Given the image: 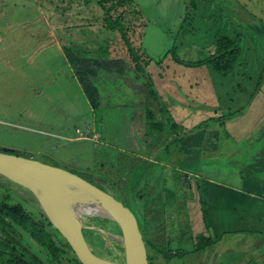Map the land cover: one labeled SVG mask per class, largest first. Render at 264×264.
I'll return each instance as SVG.
<instances>
[{
	"label": "rangeland",
	"instance_id": "374dc122",
	"mask_svg": "<svg viewBox=\"0 0 264 264\" xmlns=\"http://www.w3.org/2000/svg\"><path fill=\"white\" fill-rule=\"evenodd\" d=\"M135 1L144 17L132 19L134 22L131 26L136 33L133 34V29L128 31L130 47L140 49L145 53V57L152 59L148 71L161 73L163 70V76L169 78L170 82L160 84L159 81L157 84V79L162 77H153L156 79V89L165 102L163 105L171 108L181 107L177 75H167V71L170 70L168 73H171V64L176 70L181 69V65L174 64L169 50L175 45L177 55L181 59H197L193 58L197 54L195 50L192 52L182 49L184 53L181 51V18L174 15L176 12H184L181 4L176 0H153L159 9L157 11L155 5L150 3L151 0ZM19 3H10V9L16 11L11 13L14 18L8 16V12L4 14L0 11V147L14 148L20 151L18 154L23 152L79 175L93 173L97 180L99 177L104 178L108 182L104 188L134 211L144 236H147L152 227L154 237L162 234L163 239L167 241L168 245L164 249L176 252L181 248L177 243L179 230L183 233L184 227V220L179 218L184 206L183 201L192 196L184 182L190 183L192 178L184 180L181 172V181L177 180V170L171 165L172 160H167L171 155H175L176 151L173 149L164 152L167 138L165 135L169 134L167 129L157 141L158 137L154 131L135 128L136 122L142 124L145 121L148 109H151L156 117L161 115V111L158 103L148 96L144 87L146 79L142 73L139 80L135 79L138 73L135 72L131 57L126 52L127 48L118 40V33L105 34L106 38L111 35L115 41L116 45L111 43L118 49L116 52L119 56L115 59V54L104 52V47L108 48L110 45V38L106 42L107 46L101 41L95 43L97 34L94 30L101 29L105 33V30L100 28V21L90 28L82 26L72 29L74 23L81 21L71 18L65 25L67 34L72 37L75 32L77 35L82 32L83 45L80 48L73 44L68 47L59 45V49L56 46L57 40H51L59 36L53 34L52 29L55 27L51 24L63 23L41 18H34L31 23L28 20L34 15L37 16L38 11L25 9L24 14L29 17H20ZM1 4L0 2V8ZM39 5L49 7L46 2L38 3L37 6ZM3 8L5 9V6ZM5 10H8V7ZM101 12L102 9L98 6V9L91 10L90 14L100 15ZM60 15L61 12H58L56 16ZM130 17H126L123 23L128 25ZM142 22L145 23L144 27L135 29ZM127 27L129 28V25ZM185 46L183 43L182 47ZM77 52L80 53L78 57L72 55ZM155 61L159 64H155ZM169 64L170 68H167ZM259 70L257 69L258 76ZM174 85L179 90H173ZM183 109L207 108L191 106ZM177 123L181 126L179 120ZM210 131L211 127L207 128V132ZM222 133L226 132L220 134ZM210 137L212 136L208 139ZM154 145L160 149L159 154L162 151V156L160 154L155 162L151 157L153 152L146 150V146L151 148ZM163 159L164 161H161ZM5 185L8 187V193L0 190V202L7 195L5 204L11 206L20 203L36 221L45 220L41 209L26 190L9 180ZM155 195L161 197L157 202L159 205L152 201ZM157 212L160 215L158 220L151 221V217ZM83 223L96 224L109 232L119 233L117 224L112 220L90 216L83 220ZM223 226H214L218 229V244H223L221 240L232 238L234 241L238 238L223 234L224 230H228L227 227L223 229ZM86 228L83 231L88 243L95 251L100 252L99 255L120 264L124 263L123 247L118 240L97 229ZM48 231L51 233L54 229L49 228ZM20 233L22 236L18 239L19 242L45 264H65L68 259H75L72 250L67 248L54 261L50 260L48 251L25 231L20 230ZM57 237L59 238L54 240L55 245L64 244V239ZM255 238L261 240L260 252L245 250L246 253L242 256L237 249L224 251L222 248L217 250L213 247L201 256L202 259L198 255L174 257L170 264H185L186 260H190V263L186 264H264V235L259 234ZM240 245L243 246V243ZM244 245L249 247L250 243ZM234 247L238 248L237 245ZM237 256L246 258L247 262L242 263L243 259ZM162 260L161 257L160 261Z\"/></svg>",
	"mask_w": 264,
	"mask_h": 264
},
{
	"label": "crops",
	"instance_id": "0c3cea01",
	"mask_svg": "<svg viewBox=\"0 0 264 264\" xmlns=\"http://www.w3.org/2000/svg\"><path fill=\"white\" fill-rule=\"evenodd\" d=\"M98 1L0 0L1 3H6L5 9L8 7V10L4 11L8 12L11 18H14L11 13L16 12L10 9L12 8L10 3L13 2H20L18 12L21 13L18 15L20 17H29L24 14L25 9L38 11L37 16L34 15L28 20L31 23L34 18L48 17H52L54 22H62L64 20L62 14L56 16L61 11L66 12L67 20L79 14L86 17L93 14H90L91 10L98 9ZM41 2L42 4L46 2L49 7L37 6ZM176 2L181 4L184 11L174 14L181 18L182 52L195 50L197 54L193 58L204 59L213 51L214 42L219 36L238 39L240 49L233 72L227 76H221L205 66L189 67L190 69L181 66L178 70L172 68L171 73H168L170 70L167 71V75L176 73L180 90L176 89L175 85L173 90L181 92L179 95L181 107L174 106L171 114L177 121L185 122L191 130V134L184 139L183 145L181 144V152L176 151L175 155L167 159L172 160L171 165L175 166L174 168H181L184 178H192L190 183L184 182L192 196L183 201L184 206L181 209V217L179 216L184 220L181 247L186 248L197 242L199 235L211 241L203 251L182 258L198 255L202 259L201 256L213 247L217 250L222 248L224 251L237 249L242 256L246 253L245 250L252 253L260 252L261 240L255 237L259 234L264 235V78L260 87L256 88L257 69L264 68V0H176ZM150 3L155 5L157 11L159 10L153 0ZM130 16L131 23L134 22L132 19L137 20L138 16L144 17L135 0L131 6ZM59 25L54 23V26ZM144 25L142 22L135 29ZM132 29L133 34L136 33L134 27ZM57 30L52 29L53 34H57ZM51 40H57L56 46L59 49V45L65 46L58 41V37ZM183 43L186 44L185 47H182ZM159 81L160 84L170 82L168 77H163ZM191 106L207 109H183ZM224 116L226 119L220 123L217 118ZM158 118H161V115ZM144 120L142 124L136 122L135 128L140 129L145 125L147 120ZM198 125L200 126L197 127ZM209 127L211 131L207 132ZM221 132L226 133L220 134ZM209 136L212 137L208 139ZM147 147L149 146H146L147 151L153 152L151 155L153 162L159 159L160 154L162 156V151L159 154L160 149H157L156 145L149 147L150 149ZM217 225L218 227L224 225L223 229L228 228L223 234L238 238L234 241L232 238L227 241L221 240L223 244H218V229L214 228ZM247 242L250 243L249 247L244 245ZM242 243L243 246L240 245ZM235 245L238 248L234 247ZM240 259L245 263L246 258ZM185 262L190 263V260Z\"/></svg>",
	"mask_w": 264,
	"mask_h": 264
},
{
	"label": "trees",
	"instance_id": "16d2710c",
	"mask_svg": "<svg viewBox=\"0 0 264 264\" xmlns=\"http://www.w3.org/2000/svg\"><path fill=\"white\" fill-rule=\"evenodd\" d=\"M133 0H99L98 5L102 9V12L100 15H86L81 16V14L77 15L78 20L81 22L74 23L72 26V29H78L79 27L84 26L87 28L93 27L94 24H96L98 21L102 24L100 28H103L105 33L101 31V29L94 30V33H96V40L95 43L98 44L99 41L106 45L107 40H110V45L107 47H104V52H110L111 54H115L113 58L116 59V57L119 56V54L116 52L118 51L117 48L112 46L111 43L113 41L112 36L105 37V34L107 32H112L116 34V32L119 35V41H122L124 46L127 48L126 52L131 57L132 64L135 67V72L138 73L137 76L135 75V79H140V73H142L143 78H145V90L147 91L148 96L152 98L154 101H156L159 105V109L161 111V117L158 118L155 116V113L151 109H148V111L145 114V119L147 120L144 124V126L141 127L143 131H154L157 135V141L160 140L161 136L164 131L167 129L169 134L165 135L167 137L165 139V148L164 152H168L169 150L175 149V151H181L184 139H186L190 134L191 130L188 128V126L185 124V122H181V126L177 123L178 121L173 117L171 114V109H175L174 106L171 108L168 105H163L162 101V95L158 93V90L156 89L159 79H157V84H155V78H163V73L165 71L162 70L161 73H152L148 71V67L150 63L152 62V59H149L145 57V53L142 52L140 49L131 48V44L128 40V31L132 29L131 26L132 23L130 19L128 20L129 28L126 23H123V21L126 19L127 16H130L131 14V6H132ZM6 3H2L0 8V11H2L4 14L6 12L3 8ZM62 17H65V19L62 21L63 24H60L59 26H54V23L51 24L55 27L57 30L58 41L64 44L66 47L70 46L71 44L77 46L78 48L82 47L83 45V39L81 38L82 32H80V35L75 34L70 35L67 34V31L65 29V25L71 20L69 18L67 20L66 18V12L61 11ZM139 11H137L136 15H138ZM135 14V13H134ZM47 19H53L52 17H48ZM54 20V19H53ZM67 20V21H65ZM65 29V30H64ZM88 34H92L88 32ZM87 35V34H86ZM114 35V34H113ZM95 36V35H94ZM95 38V37H94ZM101 39V40H100ZM117 40L116 43L119 41ZM87 41V40H86ZM116 45V44H115ZM64 46V47H65ZM109 46L111 47V50H109ZM103 48V47H102ZM85 49V47H83ZM103 50V49H102ZM240 49L238 45V39L232 40L225 36H219L216 38L214 42V49L213 51L208 54L204 59L200 60H191L186 61L184 59H181L176 52L175 45H173L170 50L169 54L171 57V60L174 62V64H179L182 67H190V68H197L201 66H205L208 69H211L218 73L221 76H227L233 72V69L235 67V61L237 57L239 56ZM79 52H77L75 55L72 54L75 57L79 56ZM155 64H159L157 61H155ZM173 67V64H171V69ZM167 68H170V64L167 65ZM260 75L258 76V82H257V88L258 89L263 81L264 77V68L262 70H259ZM135 74V73H134ZM175 74V73H174ZM161 78V79H162ZM160 79V80H161ZM165 79V78H164ZM165 103V102H164ZM242 109V108H241ZM226 119V116L224 117H218L217 120L220 123H223ZM198 125L197 127H199ZM79 175V173H77ZM79 176L83 177L84 179L91 181L90 177L80 174ZM95 185L96 182H93ZM42 215L44 217V221L38 220L36 221L25 209L20 203H15L14 205H7L5 203L0 204V224H7L8 228L10 229V233L8 236V239L10 241V247L9 252H0V264H45L42 261L38 259L37 256L34 255L30 250H28L27 247L23 246L18 239L22 236L20 233V230L25 231L29 237H31L33 240L37 242L44 250L48 251V256L50 260H55V258L64 252V249L70 248L66 240L58 233V231L52 226L46 215L42 212ZM53 228V232H49L48 229ZM20 229V230H19ZM119 232V231H118ZM85 233V232H84ZM86 235V234H85ZM57 236H60L64 239V244H59V246L55 245L54 240L56 238H59ZM145 239V238H144ZM146 241V240H145ZM197 242L191 243L188 248L181 247L176 250V252L173 254L171 251H160L156 250V252H159L158 258L161 256L164 259H167L169 256L176 255L178 257H183L185 255H189L191 253H197L199 251H203L210 243L211 241L207 239L203 235H199L197 237ZM193 242V241H192ZM147 244V241L145 242ZM94 250V249H93ZM95 253L99 255L100 252H97L94 250ZM163 252V253H162ZM74 254V252L72 251ZM74 261L71 263V260L68 259L67 263L65 264H81L80 261L77 259L76 255L74 254ZM148 260H151L150 254L148 256ZM161 264V262H159ZM61 264V263H58Z\"/></svg>",
	"mask_w": 264,
	"mask_h": 264
},
{
	"label": "water",
	"instance_id": "95a60500",
	"mask_svg": "<svg viewBox=\"0 0 264 264\" xmlns=\"http://www.w3.org/2000/svg\"><path fill=\"white\" fill-rule=\"evenodd\" d=\"M18 153L20 151L14 148L0 147V175L33 197V202L66 240L81 264L120 263L94 252L83 231L87 226L77 214L80 206L98 207L103 217L117 224L118 234L100 227L96 229L111 237L119 236L124 253L123 264H148L137 218L121 200L66 168Z\"/></svg>",
	"mask_w": 264,
	"mask_h": 264
},
{
	"label": "flooded vegetation",
	"instance_id": "af4514ba",
	"mask_svg": "<svg viewBox=\"0 0 264 264\" xmlns=\"http://www.w3.org/2000/svg\"><path fill=\"white\" fill-rule=\"evenodd\" d=\"M24 156H28V155H26V154H23ZM34 158V157H33ZM34 159H36V158H34ZM38 160V159H37ZM39 161H41V160H39ZM45 163H47V162H45ZM49 164V163H48ZM51 165H53V164H51ZM180 166V165H179ZM63 168V167H62ZM67 169V168H66ZM67 170H69V169H67ZM175 170H177V180L178 181H181V169H176L175 168ZM70 171V170H69ZM70 172H72V171H70ZM73 173V172H72ZM76 174V173H75ZM83 175H86V176H88V177H90V180H92V182L91 181H89V182H91V183H93V182H96V186H98V187H100L101 189H103V190H105V191H107L108 192V190H106L105 188H104V186H107V184L106 183H108L104 178H101V177H99V180H97L95 177H94V174L93 173H89V174H87V173H83ZM1 180H2V183H0V190H2V191H6L7 193H8V187H7V185H5V183L7 182V180H5L6 178L5 177H3L2 176V178H0ZM4 180V181H3ZM134 180H136V179H134ZM184 180H189V178L188 177H185L184 178ZM8 184V183H7ZM94 184V183H93ZM4 185H5V187H4ZM95 185V184H94ZM152 191L154 192V189H152ZM110 193V192H109ZM112 195H113V193H111ZM160 195H155V197L152 199V201L154 202V204L155 203H157V202H159L160 201ZM6 199H7V195L6 196H4L3 197V199H2V202H0V204H3V203H5L6 202ZM123 202V201H122ZM157 205H159L158 203H157ZM132 210V209H131ZM41 211V210H40ZM133 211V210H132ZM42 212V211H41ZM133 213H134V211H133ZM135 214V213H134ZM135 216H136V214H135ZM160 215H159V212H157L155 215H153L152 217H151V221H156V220H158V217H159ZM136 218H137V216H136ZM137 221H138V219H137ZM138 224H139V222H138ZM158 224V223H157ZM159 226V225H158ZM139 227L141 228V225L139 224ZM152 227L150 228V230H149V232H147V236H144V234H143V232H142V230H141V233H142V236H143V239H144V242H146L147 241V244L145 243V246H146V251H147V259H148V256H149V254H150V257H151V260L149 261L148 260V264H160L159 262H161V264H170V261L172 260V258H177L178 256H176V255H172V256H169L167 259H164L163 258V260L162 261H160V258H161V256L158 258V253L160 252V251H164L165 249L164 248H166L167 247V245H168V243H167V241H165L163 238V236H162V234L161 235H158V237L156 236V237H154L153 235H152ZM166 230V229H165ZM179 232H180V237L178 238V240H177V243H178V245H179V247H181V229L179 230ZM9 233H10V229L8 228V226H7V224H0V252L1 253H4V252H9V247H10V241H9V239H8V236H9ZM146 240V241H145ZM19 241V240H18ZM23 245V244H22ZM24 246V245H23ZM183 247V246H182ZM160 250L159 252H156V250ZM181 249V248H180ZM166 251V250H165ZM163 253V252H162ZM173 254L175 253V251H173L172 252ZM178 258H182V257H178ZM186 264V263H185Z\"/></svg>",
	"mask_w": 264,
	"mask_h": 264
},
{
	"label": "bare ground",
	"instance_id": "6f19581e",
	"mask_svg": "<svg viewBox=\"0 0 264 264\" xmlns=\"http://www.w3.org/2000/svg\"><path fill=\"white\" fill-rule=\"evenodd\" d=\"M77 214L81 217L80 219H82V220H87L90 216H97L101 219H103V218L106 219L105 217L102 216L103 215L102 210L98 207H95V206H80ZM86 226H87V229H91V228L96 229V227L102 228L101 226H98L96 224H91V225H86ZM102 229H105V228H102ZM109 237L112 239H115V240L119 239L118 235H115L114 237H111V236H109Z\"/></svg>",
	"mask_w": 264,
	"mask_h": 264
}]
</instances>
